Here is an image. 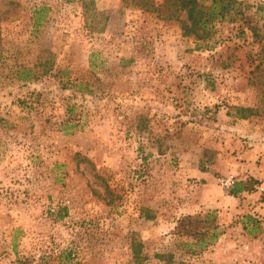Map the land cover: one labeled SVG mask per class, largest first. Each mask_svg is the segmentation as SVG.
I'll return each instance as SVG.
<instances>
[{
    "label": "rangeland",
    "instance_id": "374dc122",
    "mask_svg": "<svg viewBox=\"0 0 264 264\" xmlns=\"http://www.w3.org/2000/svg\"><path fill=\"white\" fill-rule=\"evenodd\" d=\"M244 1L249 23L199 37L124 0H0V264H264V0ZM201 171L251 189L222 213ZM213 210L200 249L179 220Z\"/></svg>",
    "mask_w": 264,
    "mask_h": 264
},
{
    "label": "trees",
    "instance_id": "16d2710c",
    "mask_svg": "<svg viewBox=\"0 0 264 264\" xmlns=\"http://www.w3.org/2000/svg\"><path fill=\"white\" fill-rule=\"evenodd\" d=\"M124 2L146 11H156L159 14L164 12L165 15H162L164 18L176 20L181 24L184 35L199 37L209 35L213 26L218 22L239 20L250 22L249 5L244 0H163L161 3H157L155 0H124ZM239 109L244 118L257 113L256 109L252 107H240ZM7 122V119L0 116V125ZM250 189L246 181L236 180L228 187L227 192L240 197L244 191ZM216 217L215 210L209 211L206 215L183 216L179 220V233L197 234V241L192 244L200 245V249H203L218 238L223 231L218 226ZM248 219L246 229L249 235L256 236L257 233L262 232V225L258 219L253 215H248ZM137 253L139 255V251ZM156 255L166 264H169L173 259L172 252H162Z\"/></svg>",
    "mask_w": 264,
    "mask_h": 264
},
{
    "label": "crops",
    "instance_id": "0c3cea01",
    "mask_svg": "<svg viewBox=\"0 0 264 264\" xmlns=\"http://www.w3.org/2000/svg\"><path fill=\"white\" fill-rule=\"evenodd\" d=\"M200 174L206 180L203 189L209 191L207 194H204L205 197L201 200L200 205L217 207L221 209L222 213H226L228 204L236 201V197L228 194L224 187L217 186L215 181L208 177V173L201 171ZM226 238L223 237L222 241H226ZM249 243H252V241L249 240Z\"/></svg>",
    "mask_w": 264,
    "mask_h": 264
},
{
    "label": "built area",
    "instance_id": "2783aa9c",
    "mask_svg": "<svg viewBox=\"0 0 264 264\" xmlns=\"http://www.w3.org/2000/svg\"><path fill=\"white\" fill-rule=\"evenodd\" d=\"M233 182H234L233 179H224V180H222L223 185L226 186V187L231 186L233 184Z\"/></svg>",
    "mask_w": 264,
    "mask_h": 264
}]
</instances>
